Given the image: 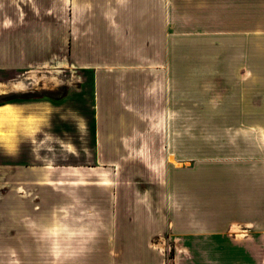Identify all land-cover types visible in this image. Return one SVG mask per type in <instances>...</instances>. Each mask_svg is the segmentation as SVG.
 I'll list each match as a JSON object with an SVG mask.
<instances>
[{"label":"crops","instance_id":"0c3cea01","mask_svg":"<svg viewBox=\"0 0 264 264\" xmlns=\"http://www.w3.org/2000/svg\"><path fill=\"white\" fill-rule=\"evenodd\" d=\"M0 72V264H264V0H0Z\"/></svg>","mask_w":264,"mask_h":264},{"label":"rangeland","instance_id":"374dc122","mask_svg":"<svg viewBox=\"0 0 264 264\" xmlns=\"http://www.w3.org/2000/svg\"><path fill=\"white\" fill-rule=\"evenodd\" d=\"M20 76L24 77V74H22V72L20 73L0 72V79H4L8 81H13L14 79ZM84 80H85V74L82 72V69L80 67L76 66L74 68L73 63L70 64L67 63V61L65 60V56H59L55 61H51L49 65L46 66L41 65L38 66L37 68H34L33 77H31L29 81H33V84L42 88L59 87L61 91L62 87L65 88L79 87L81 86V84H83ZM39 94H41V92ZM56 94L58 95V93ZM13 95L16 94L10 93V95H2L0 96V100L4 99L5 97H10ZM92 148H93L92 144L87 139H83V149H84L83 156H76L70 159L71 163L83 164L84 166L83 177L87 178V181H89L91 177L94 176L95 173L94 169L91 168V166H94L96 164V158L93 155H91L89 151ZM56 161L57 163L64 162L63 159L60 160L57 159ZM67 161L69 163V160ZM64 191L71 192L72 190H64L63 188H57L54 190V192H49L45 188H40L39 190H36V192H39L38 196H36V200L40 202V204H38L37 206L40 216L39 217L40 225H41L40 230L41 233L44 235V236L41 235V244L47 243V237L45 235L47 228H43V227H47V224L49 223L47 220L49 215L51 218H53L52 221L55 220V223H57V225L63 224L64 213L67 211L66 207L68 206L63 204L65 202ZM30 196L33 197L34 195L31 194ZM66 201L71 202L70 199H67ZM76 205L79 206L78 204H75V206ZM161 240H164L165 242ZM159 242H162L163 244L162 245L163 248L161 250L162 255L170 264H172L176 254V250L173 245V242L168 237H166L165 239L158 238L153 240L155 246L156 244L158 245ZM50 255H52V253L42 252L39 254V259L51 260V258L49 257ZM55 256L56 259H63L64 254L55 253Z\"/></svg>","mask_w":264,"mask_h":264},{"label":"trees","instance_id":"16d2710c","mask_svg":"<svg viewBox=\"0 0 264 264\" xmlns=\"http://www.w3.org/2000/svg\"><path fill=\"white\" fill-rule=\"evenodd\" d=\"M16 97H17L16 95H13V96H10V97H5L4 99L0 100V105L5 103L8 100L15 99Z\"/></svg>","mask_w":264,"mask_h":264},{"label":"bare ground","instance_id":"6f19581e","mask_svg":"<svg viewBox=\"0 0 264 264\" xmlns=\"http://www.w3.org/2000/svg\"><path fill=\"white\" fill-rule=\"evenodd\" d=\"M3 89H1V93H5V91H2Z\"/></svg>","mask_w":264,"mask_h":264}]
</instances>
